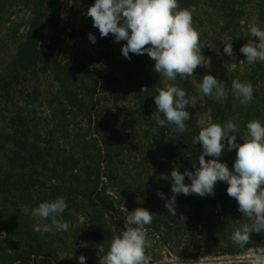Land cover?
<instances>
[{
  "label": "trees",
  "instance_id": "trees-1",
  "mask_svg": "<svg viewBox=\"0 0 264 264\" xmlns=\"http://www.w3.org/2000/svg\"><path fill=\"white\" fill-rule=\"evenodd\" d=\"M206 2L230 5L227 0H178L181 8L195 6L198 11L197 9L203 6L216 9L214 4L207 5ZM16 3H21L28 14L12 29L14 34L19 36V40L11 64L7 70H0V101L4 99L7 102L10 99V106H14L10 91L20 86L26 87L29 81L27 79L31 77L39 78L38 76L50 74L58 84L57 93L60 99L48 102L52 115L50 119L46 118L44 121L49 127V134L45 137L37 127H32L28 114L31 112L22 110L11 112L9 117L0 119V231L9 234L14 241L11 251L6 250L0 255V264H40L38 257L50 256L48 238L51 232L34 231L36 220L32 216V209L41 202H50L61 196L67 203L66 210L58 217L63 221L71 217L68 214L71 209L70 204L80 210L84 200L94 208L96 213L92 215L88 230L107 250L113 234L104 217L105 212L114 211L118 214V209L114 208L113 201L105 196L104 191L99 192L102 183L100 179L105 169L102 160L108 159L111 164L123 151L115 144L116 138L103 134V119L95 110L102 101L98 97L99 87L100 84L104 86L113 84L114 90L117 91L115 92L117 102L126 99L128 92L133 90L149 99L148 109L154 108L153 96L156 94L155 89L160 87L159 84L156 86L155 79L149 76L150 73L158 75L154 71V62L147 54L130 53V60L124 57L114 62H106L102 71L94 74L78 54L70 52L78 34L76 21L70 14L66 16L68 21L66 22L58 7L62 6V9L71 11V0L63 2L61 0H0V12L12 15L14 12L11 11ZM230 12L236 11L232 9ZM13 15L15 17L17 14ZM258 16L262 25L260 29L264 30V12L260 11ZM21 28L22 32H20ZM114 39L112 34L105 38L98 35L99 44L110 43ZM251 72L250 76L225 78L222 82L227 89L226 102L209 100L206 106V112L211 109L214 122L223 125L231 119L239 129L237 135L243 134L246 123L250 120H259L264 124L263 64L256 63L251 67ZM234 79L250 82L253 85L254 98L246 106L240 103L231 90ZM142 87H147L148 91L142 92ZM101 91L103 93L105 89ZM19 93L27 99L31 97L28 94L24 95V92ZM36 93L35 91L34 95ZM55 102H57L56 106H54ZM85 120L88 121V131L82 134L80 127ZM188 131L179 133L181 139L178 141L164 137L163 133L155 136L156 141L161 143L162 147H159L161 151L170 150L178 167L177 170L181 173L185 169L194 171L193 164L199 167L198 157L202 152L201 145L193 142V138L199 132L197 124L195 123L194 128ZM95 134L98 139L91 137ZM175 142H178L179 149L183 146L184 149L181 151L186 154L185 158L178 159L181 157L180 153L176 154L172 148ZM237 142L243 143V140L237 136ZM153 144L156 145V142H151V146ZM103 151L106 154H102ZM235 157L236 150L228 151L226 147L220 161L226 163L231 170ZM108 176L112 178L109 174ZM184 182L189 184L191 181L185 177ZM217 183L220 187L215 185L214 196L187 195L188 200H194L195 207L192 214L175 209L176 216L170 215L168 219L153 218V225L146 227L160 236L161 222L167 221L168 227L171 224L170 227L177 234V244L183 242L178 256L185 259L224 255L233 257L250 254L249 249L255 250L257 254L264 253V233H251V240L245 247H240L232 241V233L245 222V218L238 211L236 200L227 195L228 185L224 182ZM22 204L29 207L25 216ZM218 204L219 208H217ZM126 205L131 207L129 202ZM157 209L164 212L161 206ZM41 223H48L51 226L50 220ZM161 259L160 257L157 260ZM154 261L151 260L150 264Z\"/></svg>",
  "mask_w": 264,
  "mask_h": 264
},
{
  "label": "rangeland",
  "instance_id": "rangeland-1",
  "mask_svg": "<svg viewBox=\"0 0 264 264\" xmlns=\"http://www.w3.org/2000/svg\"><path fill=\"white\" fill-rule=\"evenodd\" d=\"M61 1L63 2L64 0ZM227 1L230 2L228 6L206 2L207 5L214 4L216 9L200 6L197 9L198 11L193 13L192 22L194 28L200 34L199 43L203 46L201 52L204 56L205 66H198L194 70V76L188 79H181L177 76L176 80L167 82L184 89L187 93V98L190 100L194 99L196 102L194 108L186 106V110L190 113V119L186 121L188 130L194 128L197 113H206V106L209 100L225 103L228 99V96L223 99H216L214 96H205L198 92L199 82L204 75L211 74L218 80L224 81L228 76H250L252 73L251 67L253 65L247 63L246 57L240 52V48L248 40L256 39L249 36L248 26L256 25L260 28L261 22L258 14L260 11L264 12V0ZM20 4L16 3L12 8L11 12L17 14L15 17L14 13L8 15V13L2 14L0 12L1 71L7 70L16 54L19 36H16L12 29L28 14V11ZM92 4L93 0H71V11L65 8L62 9V6L58 7V10L66 22H68L66 16L70 14L72 15V19L76 21L78 34L73 41L74 47L70 49V52L78 54L90 71L98 74L102 71L106 62L110 63L124 58L121 48L126 41L117 43L114 39L110 43H98L99 30L93 27L91 17L86 16V12ZM232 9L236 11L235 13L241 12V14L231 13ZM20 32H22V28ZM89 33L96 37L95 44L89 40ZM229 41L233 45L234 61L232 57L227 56L223 51L224 43ZM242 60L244 61L240 63ZM233 62L236 63L234 67L231 65ZM262 64L264 66V63ZM149 76L155 79L154 84L156 86L158 84L160 87L165 86V81L160 78L159 74L155 76L150 73ZM38 77L27 79L29 81L26 87L20 86L10 91V97L12 96V100L16 106H10V99L7 102L4 99L0 101V119L9 117L11 112H21V110L27 113L31 112L28 114L32 127H37L44 134L43 137H45L49 134V127H47L48 123L46 124L44 121L46 118L50 119L52 115L48 102L50 100L56 101L57 98L60 99V95L57 93L58 84L54 82L52 74ZM117 77L121 78V76ZM101 89H105V92L102 93ZM35 91L37 93L34 95ZM112 91H114L113 94ZM19 92H24V95L28 94L31 97L27 99L25 96H21ZM115 92L117 91L114 90L113 84L110 86L100 84L98 97L102 101L95 108L103 119V134L116 138L114 140L115 144L119 145L123 151L121 156L114 158L111 164H109L108 159L104 158L102 160L105 169H103L104 174H102V179H100L102 183L100 184L99 192L104 191L105 196L113 201L114 208L118 209V214L114 211H106L104 216L110 226L113 238L124 229L126 215L124 207L128 211L142 207L154 213L153 218H169L171 214L165 208L166 199H161L157 195V191L164 193L166 198H171L173 193L171 191L170 174L173 168L178 169V167L172 158L170 150L165 152L159 149L162 146H160L161 143L156 141L155 136L163 133L164 137L166 136L170 140L178 141V139H181L178 133L172 131L173 125L166 122L161 127L156 123L153 116L156 106L148 109L147 104H149V99L145 95H140L131 90L128 92L126 99L117 102L115 100ZM56 103L54 106H56ZM80 128H82V134L86 133L88 131V121H82ZM89 137L90 134L88 135ZM91 137L98 139L96 134L91 135ZM151 142H156V145L153 144L151 146ZM178 146V142H175L172 148L176 154L180 153L181 157H178V159H183L186 157V154L181 149L184 148L182 146L179 149ZM102 154H106V152L103 151ZM108 174L112 177L111 179ZM217 185L220 187L219 183ZM187 197L183 194L177 195L175 209L192 214L195 207L194 200H188ZM128 202L131 204V207L126 205ZM21 206L25 216L29 211V207L24 204ZM69 206L71 209L68 214L71 217L65 220L69 223V229L65 232H59L53 227L50 238H48L50 256L44 255L38 257V261L40 264H79L78 257L84 255L86 257V264H99V257L105 255L107 250L99 252L102 242L94 239L88 230L92 215L96 213L94 208L89 206L84 200L80 210L75 209L73 204ZM160 206L164 212H160L157 209ZM219 206L218 204L217 208ZM166 223L167 221L161 222L160 236L155 235L153 231L145 226L151 243V247L146 249V253L151 257V260H155L153 264L168 259H185L178 256L182 250L183 242L177 244L178 238H176V232L170 227L171 224L168 227ZM151 224L153 225V223ZM0 233L6 232L0 231ZM13 245L14 241H12L9 234L4 237L0 236V255L6 250L11 251ZM248 255L250 254L237 255L235 257H247ZM160 257L162 259L157 260ZM228 257L232 256L224 255L197 259H222ZM250 262L232 263L250 264ZM227 263L213 262L209 264Z\"/></svg>",
  "mask_w": 264,
  "mask_h": 264
},
{
  "label": "clouds",
  "instance_id": "clouds-1",
  "mask_svg": "<svg viewBox=\"0 0 264 264\" xmlns=\"http://www.w3.org/2000/svg\"><path fill=\"white\" fill-rule=\"evenodd\" d=\"M195 11V6L181 8L178 0H95L86 12L102 38L112 34L115 42L126 41L121 48L126 59H131L130 53L147 54L151 58L154 71L165 81L164 87L155 89L153 116L159 126L163 127L167 122L174 126L172 131L178 134L188 131L186 121L190 119V113L186 106L194 108L196 102L187 98L184 89L167 82L176 80L177 76L188 79L194 76L198 66H205L200 34L192 22ZM248 34L256 39L248 40L241 46L240 52L249 65L264 63V30L249 25ZM88 38L95 44L93 34L89 33ZM223 51L235 60L231 41L224 43ZM231 65L234 67L236 63ZM231 90L242 105H248L254 98V88L250 82L234 79ZM141 91L145 93L148 89L142 87ZM197 91L216 99L227 96L225 84L211 74L203 76ZM196 124L199 132L193 142L199 143L202 148L198 157L199 167L193 164L194 171L185 169L183 173L173 168L170 174L173 195L166 198L160 191H157V195L166 199L167 212L176 216L177 195L214 196L217 182L226 183L227 195L236 200L238 211L245 218V222L234 230L231 239L240 247H245L251 240V233H264V124L259 120H250L243 134L237 135V125L231 119L223 125L214 122L211 109L204 114L197 113ZM237 136L243 143L237 142ZM226 147L228 151L236 150L231 170L220 161ZM205 157L212 159L206 160ZM185 177L191 181L189 184L184 182ZM66 208L67 203L62 196L39 203L32 209V216L36 220L34 231L49 233L53 227L59 232L67 231L69 223L58 219ZM124 211V229L111 240L106 254L99 257V264H150L151 257L146 255V249L151 247V243L145 226L152 223L154 213L142 207L132 211L124 207ZM49 220L51 226L41 223ZM6 235L0 233V236ZM104 251L101 246L99 252ZM249 252L253 257L250 264H264V253L257 254L253 249H249ZM78 260L79 264H86L84 255H80ZM176 264H180V261Z\"/></svg>",
  "mask_w": 264,
  "mask_h": 264
},
{
  "label": "water",
  "instance_id": "water-1",
  "mask_svg": "<svg viewBox=\"0 0 264 264\" xmlns=\"http://www.w3.org/2000/svg\"><path fill=\"white\" fill-rule=\"evenodd\" d=\"M253 257L251 255H248L247 257H228V258H220V259H168L165 261L158 262L156 264H176V262L179 260L180 264H189V262H192V264H209V263H227V262H243V261H251Z\"/></svg>",
  "mask_w": 264,
  "mask_h": 264
}]
</instances>
